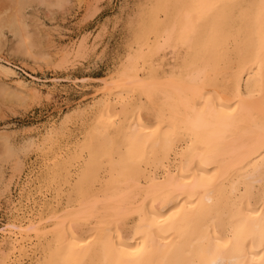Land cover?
<instances>
[{
    "label": "bare ground",
    "instance_id": "obj_1",
    "mask_svg": "<svg viewBox=\"0 0 264 264\" xmlns=\"http://www.w3.org/2000/svg\"><path fill=\"white\" fill-rule=\"evenodd\" d=\"M186 2L198 0H153L147 15L137 19L139 25L133 33L135 38H130L135 39L138 49L128 56L123 75L114 76L112 84H107L105 79L103 81L105 85L101 92L105 98L100 105V101L95 100L98 102H94L98 104L97 110L94 109L96 112H93L95 124L78 146V156L85 153L87 158L70 191V204L65 202L68 204L64 209L66 214L62 217L53 215L58 220L49 228L52 237L50 243L47 241V255L43 261L49 264L54 261L59 264H174L176 260L185 264H264L260 243L264 232V212L259 211V181L264 168V160L260 157L264 142L259 132L264 121V84L261 83L264 67L260 53L264 24L255 9L243 13L239 9L234 10L230 19L220 21L226 40L224 49L206 53L194 43L189 50L176 44L183 23L176 10L154 7ZM213 2L247 5L258 3V0ZM207 19L205 15L201 23ZM10 23V17L1 19L0 34L2 27ZM33 43L32 48L36 46ZM81 44L78 49L74 44L65 47L64 51L68 57L70 54L79 56L85 42ZM168 48L176 49L182 59L176 70L159 74L149 66L153 58H157L155 55ZM177 59L171 60L175 62ZM5 64L0 59V77H14L16 74L11 65ZM237 69L239 73L234 74ZM208 79L213 82L211 91L215 95L206 98V104L198 114L193 113L189 108V98L193 96L198 81ZM15 84L17 90L25 94L26 91L40 92L34 85L20 79ZM201 91L209 89L203 87ZM237 91L242 96L251 91L252 95L243 100L242 108L229 112L228 104ZM133 92L143 97L140 102L129 101V94L132 93L131 99L136 97H133ZM198 100L197 95L192 103ZM219 105L223 106L222 110L217 109ZM142 107H146L150 117L149 113H143ZM65 120L68 119L65 117ZM118 146L123 147L119 149ZM73 156L64 162L78 157L74 153ZM104 163L108 169L105 185L102 190L94 189L101 180L99 170ZM213 168L215 172L210 175L209 170ZM210 190L212 194L208 195ZM22 191L20 186V194ZM21 201L13 202L10 210L7 208L11 219L0 228V247L1 242L10 241L8 253L0 256V264L24 262L30 256L35 239L47 230L43 219L38 215L40 219H36L35 215L40 211L34 214L33 206L31 210L24 211ZM193 201H196L195 207L190 208ZM233 203L243 205L246 222L242 226L232 215ZM249 204L259 214L248 215ZM192 213L207 216V222L195 233L190 224ZM133 216H136L134 225L128 227ZM93 219L94 224L91 222ZM108 226L118 232L117 242L122 244V250L105 249L103 246L102 237ZM66 236L71 240L65 239ZM137 241L143 247L140 252L133 253L138 246Z\"/></svg>",
    "mask_w": 264,
    "mask_h": 264
},
{
    "label": "rangeland",
    "instance_id": "obj_2",
    "mask_svg": "<svg viewBox=\"0 0 264 264\" xmlns=\"http://www.w3.org/2000/svg\"><path fill=\"white\" fill-rule=\"evenodd\" d=\"M42 1L43 3L39 0H29L28 5H30L24 12L28 26L27 30L32 33V42H34L33 44H36V46L33 45L34 48H32L30 54H26V48L20 45L19 37L14 35L8 27H2V33L0 34L1 63L3 62L4 65H6L5 63H9L16 74L11 78L0 77V89H7L9 93V95L5 97L0 94V133L7 132L10 135L11 140L14 142L13 148L15 150V158L13 162L7 166L0 167V228L11 219L12 215L9 210L11 209L13 202L15 204V201L19 203L21 200L23 202L21 201L20 205L23 204L26 206L22 207L23 209H26L24 211L31 210L33 206L34 214L40 211L35 215L36 219H43V224L47 226L45 234L35 239V245L33 246L32 251H30V256L24 260V262H15L16 264H26L28 262V264L31 262L35 263V259H37L38 262L35 264H39V262L41 260L43 261L44 257L47 255V246L51 242L50 237H52V230H50V227H52V224L58 220L55 216L58 215L59 217H62L66 214L65 212L67 211H64V209L70 204V200H68L71 199L72 193H70V191L72 192L73 184L76 183V176L78 177L77 174H79L80 169L87 158L85 153H82L81 155L82 158L84 157V160L78 156V146H80L85 140L84 137L87 136L88 131H90L95 124L93 116H95L94 113L97 110L96 106H98V104H95L98 103L97 101H100V105L105 98L102 96L101 92V89H104L105 85L103 82L104 78L105 76L113 78L114 76L112 74L114 71H120L118 66L122 62L125 65L128 56L134 54L138 49V44L134 39L135 31L138 29L139 25L137 23L141 17L147 15V12L151 7L150 3L153 4V0H143L142 3H145L143 8L140 7V4H142L141 0H92V2L99 5L98 11L93 16L84 18L86 12L84 6L89 3V0ZM55 2H58L57 4L62 2L64 7H56L57 4H54ZM6 3H11V0H0V5ZM38 3L43 5L39 6ZM145 8L148 9L145 10ZM117 13L122 14L124 17H127L129 14H135L134 16L136 17L138 14L135 19L136 25L134 24V27L130 31L125 30L123 32L124 42L120 45H117L116 41V35L119 33H113L111 31L101 32V28L109 22V18L116 16ZM9 15L10 16L8 17H11V13H9ZM2 16L3 15H0L1 19L5 18V16ZM162 17L163 15L161 18ZM131 33L134 34L132 35ZM130 37H134V40ZM83 39L85 40L83 42H85L87 47L84 46L85 44L83 45L85 50L82 48L83 52L79 55H82L83 58L76 66L72 67L71 70L52 66L55 61H61L66 57L73 59L78 57H75L74 54H70L68 57L67 51H64V48L76 44V49H78L79 46L82 45L81 43L83 42H81V40ZM152 39L153 36H151V40ZM130 43L131 45H129ZM19 47L22 50L19 49ZM16 49L18 52H16ZM162 53L160 52L154 56H157V58H153L152 64L149 67L158 71L159 74L169 73L172 72V70H176L179 66V60L182 59L181 55L178 54V51L174 48H168ZM98 56L100 57L99 63L104 66V72L101 75L94 74L95 71H99V68L96 67ZM45 57L47 59H43ZM166 59L169 60L167 61ZM171 59H177L178 62H172ZM89 64L93 65L92 70L87 67ZM158 66L160 67L158 68ZM170 66H172V68ZM145 67L150 69L148 65H145ZM19 79L28 85L30 84V86L34 85L33 87L40 89V92L38 94L32 92V94L26 91L25 94L24 91L17 90L15 81ZM49 91L52 93L51 98L47 96ZM95 92L98 94L94 95ZM17 95L21 96L19 97L20 99L16 97ZM137 95L138 93L133 92V97L136 96V99H131L132 93L129 94V101H137L138 103L139 99L142 100L143 97L140 98L138 95V98ZM13 98L16 100L13 101ZM93 105H95V107ZM76 109L77 111L82 110L80 111L81 113L79 111L77 113ZM142 109L143 113L148 115L147 113L149 112H147L146 107H142ZM65 117L68 120H65ZM121 117L123 118V116ZM92 119H94V122ZM124 125H127L126 122ZM50 132H52V134H50ZM55 133L57 135H55ZM46 136H48L47 138L49 140H45ZM49 136L50 138L52 137L53 140H50ZM23 147L27 149V151H25ZM73 153L78 157L72 159L71 162H64L67 157H69L67 160H69L70 157L73 158ZM0 155H2V150H0ZM67 165L71 167L69 168ZM102 166L105 168L102 169V167L101 171L99 170V179L103 180H99L101 184H99V182L96 183L94 189L102 190L105 185L104 182H106V180L104 181V179H107L105 175L108 176V169L105 163ZM100 174L103 175L104 178H101ZM67 175L69 176L68 178ZM30 176H32V178ZM52 176L54 179L51 178ZM24 182H26V184ZM20 186L21 191L23 190L21 193L23 196L20 194ZM31 196L32 198H30ZM18 197L26 198L19 199ZM65 202L68 204L66 205ZM63 211L64 214H61ZM135 218L136 216H133L128 221V227L134 225L133 222H135ZM91 222L94 224L95 220ZM7 240L1 242L2 245L0 251L2 252H0V256L8 253L10 241Z\"/></svg>",
    "mask_w": 264,
    "mask_h": 264
},
{
    "label": "snow or ice",
    "instance_id": "obj_3",
    "mask_svg": "<svg viewBox=\"0 0 264 264\" xmlns=\"http://www.w3.org/2000/svg\"><path fill=\"white\" fill-rule=\"evenodd\" d=\"M27 0H11V3H6L0 5V15L5 17L9 16L11 13V23L7 26L13 32L17 34L20 39V45L26 48V54H30L32 50V33H30L27 28V23L24 15L25 9L28 7ZM56 7L63 8L64 4H57ZM86 12L85 17L93 16L99 8V5L89 0L85 6ZM154 7L160 8H171L176 10L178 16L182 19L183 23L180 28L179 35L177 37L176 44L177 46H183L187 49H191L192 45L195 43L198 47L202 48L206 53L211 52L215 53L218 50H222L226 47V40L222 31V25L220 21L227 20L231 18V13L234 10L239 9L241 13L249 9H255L262 24H264V0H258V3L252 4H238V3H224L219 4L213 2V0H198V2H186V3H174V4H160L154 5ZM207 15L208 19L201 23L202 18ZM136 17L132 14H129L127 17H124L122 14L117 13L116 16L110 17L109 22L101 28V32L111 31L113 33H119L116 35L117 45H120L124 42L123 32L125 30L130 31L135 24ZM261 53V65L264 67V36L261 39L260 45ZM82 56H78L75 59L65 58L61 61H57L52 66L60 69H69L76 66ZM43 59H47L46 57ZM100 57H97V65L99 71H95V75H101L104 72L103 64L99 63ZM90 70L93 69V65L89 64L87 66ZM118 68L120 71L114 72L113 76L123 75L126 71V67L122 62ZM239 70H235L234 74H238ZM105 81L107 84H112L115 81L108 76H105ZM261 83L264 84V78H262ZM203 87H207L209 91H201ZM214 87L211 79L200 80L193 89V96L189 98V108L193 113H199L202 110V105L206 104V98H211L215 94L211 91ZM0 94L7 96L9 95L7 89H0ZM199 96V100L195 103H192V100L196 96ZM252 95V92L249 91L245 95H241L240 92L234 93V99L228 104L229 112H235L237 108L243 107V100L247 99ZM49 98L52 97L51 91L47 94ZM42 98V97H41ZM223 106H217V109L222 110ZM260 136L262 142H264V121L261 122L259 128ZM187 143V140H185ZM14 142L11 140L10 135L7 132L0 133V150H2V155H0V167H4L13 162L15 158V150L13 148ZM119 149H122L123 146H118ZM27 151V149H25ZM260 157L264 160V149H262ZM210 175L214 174L215 169H210ZM255 183V181H253ZM261 188L259 190V199H260V212H264V168L261 170V180L259 181ZM211 190L208 192V195H211ZM251 198V197H250ZM196 201H193L189 207H195ZM248 215L259 214L255 209L251 208L249 204L248 209L246 210ZM232 215L237 220L238 225H243L246 221L244 220V210L242 204L233 203L232 205ZM207 222V216L203 213H192L190 214V224L193 232H198L201 230L203 223ZM211 226V225H210ZM92 227H97V225H92ZM65 239L71 240L70 236H66ZM118 232L113 230L111 226L105 227L102 244L105 249H117L122 250V244L117 242ZM143 239V238H142ZM260 243L262 245V251H264V232L261 233ZM137 247L133 249V253H138L141 251L143 245L140 244V241H137ZM39 264H49L48 261H41ZM51 264H59V262L54 261ZM174 264H185L180 260H176ZM219 264V262H217Z\"/></svg>",
    "mask_w": 264,
    "mask_h": 264
}]
</instances>
